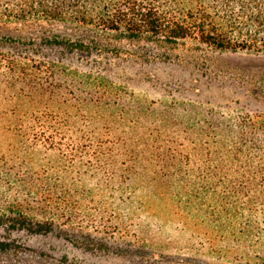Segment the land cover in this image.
I'll list each match as a JSON object with an SVG mask.
<instances>
[{"label":"trees","instance_id":"16d2710c","mask_svg":"<svg viewBox=\"0 0 264 264\" xmlns=\"http://www.w3.org/2000/svg\"><path fill=\"white\" fill-rule=\"evenodd\" d=\"M55 23L63 29L52 31L49 26ZM110 35L153 44L162 54L183 49L187 40L211 51L264 53V0H0V225L8 231L47 233L78 219L106 227L111 219L104 215L120 216L117 207L102 200L99 211L94 208L100 218H90L84 203L93 201L91 189L71 174L76 158L91 154L97 163L113 150L104 145L122 144L124 137H98L89 153L78 140L85 139L83 127L94 133L91 123L99 126V121L107 134L109 121L128 119L131 129L142 128L139 118L157 112L151 105L131 108L128 94L105 75L34 49L89 55L104 46L110 49L111 43L101 44ZM260 77L264 83V74ZM179 115L160 111L157 124L143 126L135 138L128 136L131 143L118 162L121 181L126 173L145 176L155 197L167 200L169 222L200 237L214 253L240 257L244 251L247 263L264 264V111L226 121L208 111L200 125L179 120ZM176 129L195 136L191 146L176 139ZM66 138L68 153L62 148ZM38 146L52 150L55 160H38ZM190 150L201 156L192 168ZM101 163L105 166L98 169L87 162L82 171L90 176L101 172L106 179L101 185L110 188L115 173L109 166L115 161ZM147 203L143 208L151 207ZM135 231L123 228L137 237ZM10 249L0 239V252Z\"/></svg>","mask_w":264,"mask_h":264},{"label":"rangeland","instance_id":"374dc122","mask_svg":"<svg viewBox=\"0 0 264 264\" xmlns=\"http://www.w3.org/2000/svg\"><path fill=\"white\" fill-rule=\"evenodd\" d=\"M49 28L52 31L63 29L58 23ZM105 42L111 43V47L115 46L118 50L111 47L107 49V46L103 45V50L98 53L95 51L85 55L84 52H68L60 48L34 49L42 56L61 60L81 71L105 75L119 87L121 93L128 94L127 100L131 108L145 109L151 105L152 110L157 113L170 111L182 114L177 119L185 122L189 119L195 121L196 125L202 124V115L208 111H215L225 121L229 116L264 111V83L260 77L264 74V53L246 50L211 51L204 47H194L193 42L187 40L185 44L188 45L183 49L165 50V54H162L153 44H133L118 40L114 35L102 38L101 44ZM157 113L148 118L140 117L139 124L154 126L159 119L156 117ZM129 118H134V115L130 113ZM98 123L99 126L90 124L95 127L94 133L83 127V130H86L85 139L78 140V137L73 135L72 141L85 142L89 153L96 148L98 137L115 140L121 134V137H124L123 145H104V148L113 150L106 151L107 155L101 157L97 163L91 154H82L75 160L76 166L71 177L79 180V185L91 189L93 201L87 200L84 203L88 206L87 214H92L90 218H100L97 211L102 200H106L107 205L111 207H117L114 210L119 211L120 216L104 215L105 220L111 219L104 228L98 227L99 221L94 225H87L89 219H84L83 222L78 219L68 224H59L47 233L36 234L27 230L8 231L5 226L0 225V239L11 244L10 250L0 252V263L253 264L246 262L244 251L240 257L214 253L202 245L200 237L195 234H192V237L190 231L182 230L176 223L169 222L167 200L155 197L153 189L145 181V176L135 178L131 173H126V180L121 181L118 162L125 158L121 155L123 148L131 143L128 138L130 134L132 138L142 134L143 126L137 128V124L131 129L127 125L131 124L128 119L121 123L109 121L111 131L104 134L100 128L101 123ZM175 132L178 141L191 146L190 142L195 138L193 134L185 136L177 129ZM62 143L63 151L68 153L67 138L63 139ZM190 151L192 168L200 163L201 156ZM36 152L38 160H55L52 150L38 146ZM112 160L115 163L110 164L109 171L115 174L110 188L101 185L106 180L101 172L95 171V174L90 176L82 171L87 168V162L91 163V167L101 169V166H105L102 161ZM143 164L144 161L137 163V170H140ZM112 188L119 190L113 192ZM145 200L150 204V208H143ZM94 208H97V211ZM111 210L113 209H108L110 212ZM114 226L120 229L116 230ZM124 227L136 230L137 237L123 232Z\"/></svg>","mask_w":264,"mask_h":264}]
</instances>
